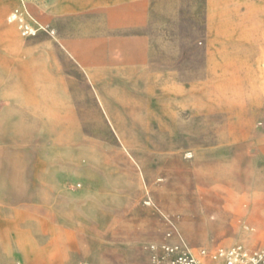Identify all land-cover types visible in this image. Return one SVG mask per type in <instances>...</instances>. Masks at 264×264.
Listing matches in <instances>:
<instances>
[{"label": "rangeland", "instance_id": "rangeland-1", "mask_svg": "<svg viewBox=\"0 0 264 264\" xmlns=\"http://www.w3.org/2000/svg\"><path fill=\"white\" fill-rule=\"evenodd\" d=\"M235 247L264 264V0H0V264Z\"/></svg>", "mask_w": 264, "mask_h": 264}, {"label": "built area", "instance_id": "built-area-1", "mask_svg": "<svg viewBox=\"0 0 264 264\" xmlns=\"http://www.w3.org/2000/svg\"><path fill=\"white\" fill-rule=\"evenodd\" d=\"M8 19L9 21L16 23L17 28L22 36H31L36 34L39 30L44 29L42 24L33 19V17L25 7L14 8L10 13ZM240 249V247H235L227 252V264H233V261H235V263L240 261L238 258V254L239 252H241ZM223 254V250H220V252H218V255H220L221 257L223 256ZM242 255V257H245V259L249 257V255H247L245 252H242ZM214 258H217L216 255L214 256ZM179 259L186 260L184 264H205L203 259V261L201 262L200 258H196L188 254L187 250H181Z\"/></svg>", "mask_w": 264, "mask_h": 264}, {"label": "bare ground", "instance_id": "bare-ground-1", "mask_svg": "<svg viewBox=\"0 0 264 264\" xmlns=\"http://www.w3.org/2000/svg\"><path fill=\"white\" fill-rule=\"evenodd\" d=\"M188 156V155H187ZM203 260L201 259V262H202Z\"/></svg>", "mask_w": 264, "mask_h": 264}]
</instances>
